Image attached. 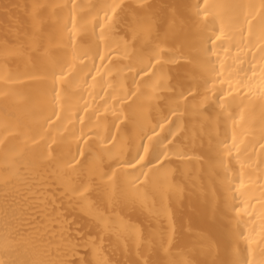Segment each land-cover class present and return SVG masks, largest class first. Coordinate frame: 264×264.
Returning <instances> with one entry per match:
<instances>
[{
  "label": "bare ground",
  "instance_id": "bare-ground-1",
  "mask_svg": "<svg viewBox=\"0 0 264 264\" xmlns=\"http://www.w3.org/2000/svg\"><path fill=\"white\" fill-rule=\"evenodd\" d=\"M0 264H264V0H0Z\"/></svg>",
  "mask_w": 264,
  "mask_h": 264
},
{
  "label": "snow or ice",
  "instance_id": "snow-or-ice-1",
  "mask_svg": "<svg viewBox=\"0 0 264 264\" xmlns=\"http://www.w3.org/2000/svg\"><path fill=\"white\" fill-rule=\"evenodd\" d=\"M199 7V6H198ZM146 149L142 148V151H145ZM141 157H137V160H139Z\"/></svg>",
  "mask_w": 264,
  "mask_h": 264
}]
</instances>
